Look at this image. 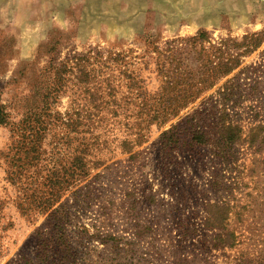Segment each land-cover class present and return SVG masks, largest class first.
I'll return each mask as SVG.
<instances>
[{
  "label": "rangeland",
  "instance_id": "obj_1",
  "mask_svg": "<svg viewBox=\"0 0 264 264\" xmlns=\"http://www.w3.org/2000/svg\"><path fill=\"white\" fill-rule=\"evenodd\" d=\"M6 3L0 264H264V0ZM197 33L205 39L194 48L187 39ZM256 33L257 47L243 53ZM176 48L173 64L191 71V84L209 73L192 59L198 51L219 64L240 54V64L211 87L199 78L201 95L163 120L152 116L153 97ZM226 87L233 100H223ZM223 109L243 129L228 160L211 142L189 145L188 115L208 122ZM173 126L179 140L169 151L160 134ZM78 155L86 175L54 184L52 203L40 202L45 175L65 178ZM13 165L19 183L9 179ZM206 199L225 204L224 222L206 226Z\"/></svg>",
  "mask_w": 264,
  "mask_h": 264
},
{
  "label": "trees",
  "instance_id": "obj_2",
  "mask_svg": "<svg viewBox=\"0 0 264 264\" xmlns=\"http://www.w3.org/2000/svg\"><path fill=\"white\" fill-rule=\"evenodd\" d=\"M259 34H253L252 38H255L253 42H250V45H246V50L243 53H248L251 50H253L255 47H257L258 43L260 42V39H258ZM204 34L203 33H197L196 35L190 37L187 39V41H191L192 47H196V45L200 44L204 41ZM245 39V37H243ZM233 40L231 38L224 39L223 46H227V44L232 43ZM181 48H176L169 50V52L166 54V61L163 62L162 65V75L164 76V87L163 91L159 92L157 95L153 97V100L155 103H158L157 110L154 111L155 114L152 115L156 118L162 117L164 119H168L169 117H173L177 115L179 110H181L183 107H185L188 103L194 101L201 95V91L196 87L192 88V86H196L197 82L200 78V81L198 83H206L207 88L211 87L213 85V82L222 75H227L230 73L234 68L238 67L240 64V54L238 55H232L229 54L226 58V61L219 63H214L213 60L210 59V57H207L206 59H200L199 54L200 51L195 53V57H192L193 60H196L198 58L200 60V63L197 62V64H201V61L205 60V65L203 66L201 74L204 75L207 72L206 77H197L195 82L191 84V80L194 79L191 75V71H183L180 69L179 66L176 64L174 65L173 62L178 59L179 52ZM195 68V67H194ZM206 72V73H205ZM211 81L207 83L209 80ZM181 85L188 86L187 89L178 88ZM229 87H226V90L222 93L224 96L223 100H226L225 98L228 97V100L230 98H233L236 96L235 93L229 90ZM195 90V91H193ZM151 106H149L147 109H149ZM192 115H188V120H191V126L189 128L190 132V146H202V145H208L211 142L212 152L215 156L218 158H221L222 160H228L231 157V150L238 143V141L241 140V136L243 134V129L240 125L237 123H234L231 119V115L229 112H226L225 109H223V112L219 116L211 115L210 121L205 122L206 119L202 113H196ZM194 122H193V118ZM7 117L6 114L2 111L0 107V125L6 124ZM205 124V126L203 125ZM178 129L176 126H173L169 129L164 130L160 134V141L162 145L164 146V149H168L171 151L173 147L178 143L179 140V134ZM254 136L250 142H255ZM84 158H82L81 155L75 156L72 159V162L70 163V166L66 168L65 170V178L59 180V181H53L55 179V175L52 173L49 175H45L43 180L40 182L43 186L44 194L43 196H40L41 199L40 202L45 203L48 202V206L52 203L54 200V194H53V187L56 183H63L67 182L71 178H75L74 176L78 177H84L86 175V170L84 169ZM21 177H23L22 169L17 166L13 165L10 174L9 179L15 183V182H21ZM218 180L215 181V184H218ZM30 183H33L32 181ZM39 184V185H40ZM38 185V186H39ZM30 189H27L29 192ZM24 194V197L29 199L33 194L30 193L32 191ZM201 206L203 208V211L205 213L204 218L206 226L207 227H213L214 224H219L220 222H224V215L226 212V207L223 202L219 203L217 201H210L205 200L201 203ZM66 214V213H65ZM69 215L70 213L67 212ZM211 223V225H209ZM223 230L226 231V235L224 239H220L225 246H230V239L233 238L232 232H230L227 228H223ZM117 240V239H116ZM118 245L121 243L119 241H116ZM128 244V243H126ZM203 247L209 245V243L205 240L202 242ZM27 264V263H24Z\"/></svg>",
  "mask_w": 264,
  "mask_h": 264
},
{
  "label": "crops",
  "instance_id": "obj_3",
  "mask_svg": "<svg viewBox=\"0 0 264 264\" xmlns=\"http://www.w3.org/2000/svg\"><path fill=\"white\" fill-rule=\"evenodd\" d=\"M7 3H6V0H0V7H2V6H4V5H6Z\"/></svg>",
  "mask_w": 264,
  "mask_h": 264
}]
</instances>
